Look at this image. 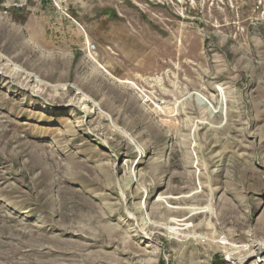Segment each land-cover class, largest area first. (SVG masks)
<instances>
[{
	"label": "rangeland",
	"instance_id": "obj_1",
	"mask_svg": "<svg viewBox=\"0 0 264 264\" xmlns=\"http://www.w3.org/2000/svg\"><path fill=\"white\" fill-rule=\"evenodd\" d=\"M1 2L0 264H264V0Z\"/></svg>",
	"mask_w": 264,
	"mask_h": 264
},
{
	"label": "bare ground",
	"instance_id": "obj_2",
	"mask_svg": "<svg viewBox=\"0 0 264 264\" xmlns=\"http://www.w3.org/2000/svg\"><path fill=\"white\" fill-rule=\"evenodd\" d=\"M203 102H204V100H203ZM202 103V102H201ZM203 106V105H202ZM205 106L206 107H209L210 108V110H211V113H214V112H216L215 111V108H213L212 106H211V104L210 103H206L205 102ZM132 176V175H131ZM130 177V176H129ZM132 178V177H131ZM131 181V180H130ZM129 182V181H128ZM125 191V190H124ZM208 209V208H207ZM195 210V209H194ZM194 210H191L192 211V213H191V217L192 216H195V215H197V214H200L201 213V211L200 212H197V211H194ZM129 212V211H128ZM104 213V212H103ZM102 211L101 212H95V215L94 216H92V217H90L89 219H88V223H92V224H100V222H101V220L103 219L102 218ZM104 217V216H103ZM198 217V216H197ZM128 219H130V220H134V216L133 215H128ZM195 219V218H194ZM172 222L175 224V225H177L178 224V222H182V221H178V220H172ZM98 224V225H99ZM103 224V223H102ZM143 224V223H142ZM179 225H177V227H178ZM203 226V225H202ZM201 226V227H202ZM200 227V228H201ZM100 229V228H99ZM171 230L174 232L175 231V229H173V228H171ZM96 232V231H95ZM176 232V231H175ZM113 235V234H112ZM111 235V236H112ZM107 237V236H106ZM108 240H109V238H108ZM106 242V241H105ZM111 242V241H110ZM220 243V242H219ZM221 244H224V245H227L226 243H221ZM126 245V244H125ZM121 247H124V245L123 246H121ZM129 247V246H128ZM125 248V247H124ZM227 249V248H226ZM228 250V249H227ZM16 255V254H15ZM235 255V254H234ZM72 256V255H71ZM81 256V255H80ZM226 256H227V258H226V261L228 262V264H231V252H227L226 253ZM6 257V256H5ZM9 257V256H8ZM19 257H20V255H19ZM74 257H78V256H74ZM82 258H83V256H81ZM12 258V257H11ZM73 258V257H72ZM71 258V259H72ZM81 258V259H82ZM86 258V257H85ZM75 259V258H74ZM84 259V258H83ZM85 260V259H84ZM87 260V259H86ZM85 260V261H86ZM72 261V260H71ZM13 263V262H12ZM16 263V262H15ZM21 263V262H20ZM19 263V264H20ZM76 263V262H75ZM78 263V262H77ZM79 263H81V262H79ZM85 263V262H84ZM18 264V263H17ZM36 264V263H35ZM233 264V263H232Z\"/></svg>",
	"mask_w": 264,
	"mask_h": 264
},
{
	"label": "built area",
	"instance_id": "obj_3",
	"mask_svg": "<svg viewBox=\"0 0 264 264\" xmlns=\"http://www.w3.org/2000/svg\"><path fill=\"white\" fill-rule=\"evenodd\" d=\"M28 0H2V5H8V6H21L27 3ZM34 1V0H31ZM36 1H41V0H36Z\"/></svg>",
	"mask_w": 264,
	"mask_h": 264
}]
</instances>
